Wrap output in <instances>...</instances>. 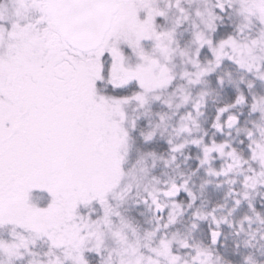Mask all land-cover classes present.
Returning <instances> with one entry per match:
<instances>
[{
	"label": "snow or ice",
	"instance_id": "1",
	"mask_svg": "<svg viewBox=\"0 0 264 264\" xmlns=\"http://www.w3.org/2000/svg\"><path fill=\"white\" fill-rule=\"evenodd\" d=\"M172 9L178 13L175 27L158 32L156 21ZM141 11L145 12L143 19ZM236 11L245 22L237 25L235 35L214 42L203 32L195 33L196 56L188 61L194 71L181 75L189 85L199 84L225 60L253 76L246 84L250 93L256 79L264 82V58L255 55L257 49H264V0H242ZM232 12L233 0H216L215 10L207 12L208 29L214 32V21ZM195 14L202 15L199 11ZM253 18L259 28L255 35L246 36L255 28ZM187 20L181 0H168L165 9L154 7L153 0H0V229L11 228L9 239H0V256L9 264H24L26 256L35 255L32 250L41 240L47 243L43 258L27 264H87L85 254L102 256L106 231L117 242L126 243L124 229L130 224L112 200L124 202L131 191L130 187L120 189L126 176L123 163L128 140L137 131L128 108L135 105V110H143L150 100H161L155 93L172 86L176 76L168 67L175 51L171 44L175 28ZM145 41L152 42L151 50L144 49ZM125 47L137 60L134 66L128 63ZM202 48L211 56L206 66L198 59ZM217 84L223 86V79L217 78ZM130 85H134L131 94H124ZM250 99L251 103L237 90L233 102L217 110L212 125L217 132L237 127L238 115H227L223 123L221 117L247 106L249 115L259 121L244 130L248 159L242 160L227 143L212 141L202 149L200 160V165H209L216 153L231 161L219 171L209 167L212 176H228L244 166L252 173L244 177L246 191L233 193L239 197L233 200L234 208L248 199L247 189L264 186V97L253 94ZM187 100L188 96L181 97L182 103ZM200 107L195 104L193 110L198 113ZM164 119L160 117L161 124ZM182 119H191V114ZM188 131L183 125L177 134ZM139 135L149 144L156 129ZM167 143L170 153L185 147L173 145L171 139ZM200 143L193 141L194 145ZM148 156L155 166L157 157L153 153ZM160 159L167 167L175 156ZM137 163L143 164L144 158ZM186 184L171 183L162 195L173 199L184 191L192 201L195 198ZM35 196L40 204L32 203ZM139 203L152 207L154 214L163 212L153 192ZM173 207L179 213L180 206ZM248 208L255 222L264 224L251 203ZM208 217L216 226L209 231L210 244L215 246L221 235L219 226L226 221L217 220L213 213L193 214L198 221ZM174 222L175 215L170 212L163 227ZM244 222L250 225L252 218L245 216ZM180 246L189 247L185 242ZM253 246L245 241V247ZM161 247L169 264H177L179 257L170 255L168 242L162 240ZM60 252L63 256L57 255ZM133 257L135 249L119 264H142L143 257ZM193 260L194 264H210L206 250L197 249ZM148 264L155 262L149 260ZM243 264L255 262L249 256Z\"/></svg>",
	"mask_w": 264,
	"mask_h": 264
},
{
	"label": "trees",
	"instance_id": "2",
	"mask_svg": "<svg viewBox=\"0 0 264 264\" xmlns=\"http://www.w3.org/2000/svg\"><path fill=\"white\" fill-rule=\"evenodd\" d=\"M232 25V22H226L218 28V33L214 34L213 37L219 40L229 35H235L236 31ZM217 78L223 79V86L217 84ZM251 80H253L252 75L239 70L235 64L225 60L221 68L202 78L198 87L193 88V92L196 93H192V102L184 103L185 108L175 109L171 107L174 114L171 123H165L167 125L165 131L157 132L151 143L144 144L142 142L139 133L141 131L146 133L150 130L142 129L143 123L140 119L137 120V131L131 134V142L123 168L126 170L129 167L139 165L137 161L144 158V163L140 166H143L145 175L155 185L153 193L158 195V202L161 204L163 212H155L154 214L152 207L139 203L141 199L146 197L147 193H144L140 196H129V199L120 206V213L130 223L132 229L138 235L143 236V239L147 233H155L154 238L156 240L154 238L153 240H142L144 249L147 246L153 252L154 248L152 247L158 242L157 240L171 237L175 242L170 247V255L176 254L180 258L179 262L183 264H194L193 257L197 249L206 250L210 259L215 262L213 264H243L249 256L255 264H264V239H262L264 237V224L255 222L252 211L248 208V204L251 203L255 212L264 218V186L258 184L255 189H247L248 199L242 200L240 206L234 208L233 200L239 197L233 193L246 191L243 187L244 177L252 175L247 171V166L234 169L228 176L209 175V167L219 171L221 167L231 162L226 157H217L216 153H212V161L209 165H200V160L203 159L202 149L205 146H210L212 141L217 144L227 143L236 150L242 160L248 159V141L244 139V130L251 127L253 122L259 121L257 116L249 115L247 106H239L221 117V123H223L227 115H238L239 125L237 127L225 128L223 132H217L212 125L217 116V110L225 105H230L237 95V90L249 97V103H251L250 96L253 94L258 98L264 97V82L256 79L254 81L255 87L250 93L246 84ZM168 90L172 91L173 87H169ZM202 94L203 99L201 100ZM198 103L201 107L197 113L193 110V106ZM159 104L154 105L157 108V117L163 116L167 119L168 116L163 113L167 107ZM189 113L191 119H182V117H187ZM183 125H186L190 130L177 134ZM169 139L172 140L173 145L183 144L185 147L180 152L170 153L167 143ZM196 139L201 141L199 145L193 144ZM241 140H244L243 144L240 143ZM227 150L225 149V151ZM148 153H153L157 157L155 166H153V160L148 156ZM171 156H175V160L166 167L160 158L169 160ZM253 167L255 168L256 165ZM185 181L187 182V189L195 198L194 200L190 201L184 191H181L173 199L165 198L162 195V192L171 183L179 186ZM190 203L191 207H189ZM173 204L180 206L179 213ZM143 207L147 210H144ZM138 212L139 214H137ZM170 212L175 215V222L165 229L163 225L168 222ZM194 213L205 216H208V213H213L217 220L225 219L226 222L219 226L218 230L221 235L215 246L210 244L209 237L210 229L216 228L211 222V217L198 221L193 219ZM245 216L252 218L250 225L244 222ZM193 223L197 224L196 228L192 227ZM229 224L231 227L228 226ZM241 226L243 231H241ZM245 241H251L254 246L245 247ZM182 242L187 243L189 247L182 248L180 246ZM237 245L239 248L236 247ZM155 253L159 261L162 257L167 256L163 252H158L157 249Z\"/></svg>",
	"mask_w": 264,
	"mask_h": 264
},
{
	"label": "rangeland",
	"instance_id": "3",
	"mask_svg": "<svg viewBox=\"0 0 264 264\" xmlns=\"http://www.w3.org/2000/svg\"><path fill=\"white\" fill-rule=\"evenodd\" d=\"M242 0H233V12L231 14L225 13L223 20H216L215 23V31H210L207 27L208 23V16L207 12L214 11L215 10V4L216 0H181V7L185 10V13L188 15V20L186 22H183L182 25L179 28H175L171 48L174 49L173 54V60L168 65V67L171 69V71L175 74L176 79L173 82L172 86L173 90H166V91H159L155 94H158L161 96L160 101H151L149 104L140 111L135 110V105H131L128 108V116L129 119H136V122L138 119L141 120L143 123L142 129L146 128L148 130H152L153 128L156 129V133L159 131H165V128H167L165 123L169 124L171 123L172 119L174 117L173 111H171V107L177 109V105H180L179 108H185L186 105L183 106L184 103L181 102V97L183 95L188 96L187 102H192L193 100V94L196 93L193 92V88H197L198 84L193 86L189 85L185 79L181 78L182 73L185 71L193 72L194 69L192 68L191 64H189V60L192 58H195L196 56V49L197 45L194 41V35L196 32H203L205 36H210L211 39L216 42L225 38H220L219 40L216 37H213L214 34L218 33V28L224 25L226 22H232L233 29L236 31L237 25L243 24L245 22L244 17L239 15L237 13V9L241 6ZM168 0H153V6L159 7L161 9H165L167 7ZM199 11L202 15L197 16L195 13ZM145 12H140L141 19L144 18ZM178 13L175 9H172L168 11L167 16L163 19H158L156 21L157 24V31L158 32H167L172 30L176 25ZM226 21V22H225ZM251 23L255 25V28L253 29V34L248 33L246 36L255 35L254 31L259 28V25L256 23V20L253 18L251 20ZM220 34V33H219ZM152 42L151 41H145L143 44V47L145 50H151L152 48ZM184 53L182 56L180 53ZM124 53L129 57L128 63L132 66H134L137 63V60L134 56H131L128 52V49L124 48ZM255 55L258 57L264 58V49H257L255 51ZM199 62L201 66H206L207 62L211 59V56L208 53L207 48L200 49L199 52ZM134 88V85H130L128 89L124 90V94H131L132 89ZM186 102V103H187ZM160 103V104H159ZM170 103L171 107H167L166 104ZM162 105L167 107L166 111L163 112L168 116L167 119H164L163 124H161L160 118L157 117L156 107L154 105ZM190 105V104H188ZM187 105V106H188ZM162 110V108H161ZM196 112V111H195ZM171 116V117H170ZM137 117H139L137 119ZM171 119V120H170ZM190 130V129H189ZM196 141H199V139H196ZM131 139L128 140V147L127 151L130 145ZM127 154V152H126ZM126 154L124 155V163L126 159ZM143 166L141 167L139 165H135L132 167L127 168L125 171L126 176L124 177L120 189H123L125 187H130L131 191L129 193V196L131 195H142L144 193L148 192H154L155 191V185L147 178V175H145L144 171L142 170ZM120 189H117V195L120 191ZM129 196L126 200L129 199ZM137 196V197H138ZM35 196L32 198V203L40 204V198ZM125 203L121 202L118 198L112 200L113 206L116 208V210L120 213V206ZM141 207V206H140ZM144 210H147V208L143 207ZM152 211V210H151ZM139 214V212L137 213ZM121 215V213H120ZM130 224V223H129ZM138 227V226H137ZM141 229L140 227H138ZM11 230L10 227L0 229V239L8 240L9 239V231ZM124 233L127 237L126 243L121 244L114 240L109 232H105V248L102 253L101 257H97L94 254H85V259L87 260V264H119V261L122 258H127L128 256L132 255V250L135 249V257H143L142 264H148L149 260L154 261L155 264H169V258L168 256L162 257V259H158L156 256V249L158 252H163V249L161 247V241H166L169 244V247H171L172 244H174L175 240L171 237H168L166 239H159L158 242L154 245V250L151 252L149 248L146 246L144 249V245L142 244V240H153L155 237V233H147L146 236L138 235L134 229L130 226L129 228L124 229ZM145 234V233H144ZM25 238H31L28 233L22 234ZM155 239V238H154ZM156 240V239H155ZM129 245L131 247H129ZM35 255L32 257H25L24 264H27L29 260L32 259H42L43 254L47 251V243L43 240L37 242V247L32 250ZM171 252V249H170ZM57 255L63 256V253H57ZM174 256H177L176 254H172ZM133 257V258H135ZM178 257V256H177ZM180 258L177 261V264H183L180 263ZM215 263L212 259H210V264ZM0 264H9L8 260L4 256H0Z\"/></svg>",
	"mask_w": 264,
	"mask_h": 264
}]
</instances>
